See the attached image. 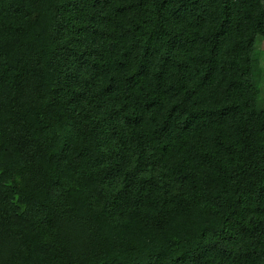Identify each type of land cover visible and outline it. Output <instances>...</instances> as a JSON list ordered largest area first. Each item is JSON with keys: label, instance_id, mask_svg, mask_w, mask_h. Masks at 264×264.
<instances>
[{"label": "trees", "instance_id": "1", "mask_svg": "<svg viewBox=\"0 0 264 264\" xmlns=\"http://www.w3.org/2000/svg\"><path fill=\"white\" fill-rule=\"evenodd\" d=\"M0 264H264V0H0Z\"/></svg>", "mask_w": 264, "mask_h": 264}]
</instances>
